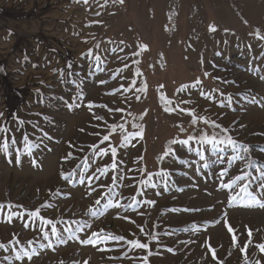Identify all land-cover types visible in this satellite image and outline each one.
<instances>
[{"label":"rangeland","instance_id":"1","mask_svg":"<svg viewBox=\"0 0 264 264\" xmlns=\"http://www.w3.org/2000/svg\"><path fill=\"white\" fill-rule=\"evenodd\" d=\"M210 25L216 31H209ZM257 29L264 35V0H89L87 5L83 0H0V112L5 113L0 124L12 130L0 134V141L9 142L8 152L0 151V203L5 205L0 210V243L7 247L0 248V264H59L61 260L64 264H84L85 260L88 264H141L138 257L146 254L129 250L123 241H108L97 247L81 245L79 239H68V233H63L66 243L53 241L54 250L42 248L49 241L43 239L39 222L33 225L28 221L29 227H23L26 215L24 219L14 216L12 222L5 221L6 213L21 211L9 209L8 202L29 210L47 202L51 206L42 208L41 215L59 221L57 228L61 230L71 227L75 231L73 220L92 225L91 229L75 232L77 238H85V232L90 235L104 229L127 239L134 238L135 233L146 241L139 227L144 228L145 234L156 232L159 244H150V264H217L211 259L209 245L221 264H245V253L239 249L248 241L247 226L252 238L246 254L251 261H264V254L256 248V244L264 243V208L230 207L227 197L232 190L221 189L218 178L221 168L229 170L223 182L241 171L256 175L255 170L246 168L243 161L229 165L225 159L216 163L218 156L231 155L230 149L214 151L210 145L202 149L196 142L187 146L170 144L173 139H186L188 135L212 136L220 131L202 122L190 126L191 117L179 110L195 108L197 115L216 121L229 129V135L249 144V156L256 166L264 163V152L260 151L264 135H254L264 133V80L260 79L264 76V57L257 59L264 51V41L249 35ZM141 44L147 45V50L141 51ZM89 49L93 57L81 55ZM96 55L101 58L99 64L94 60ZM136 60L139 64L133 62ZM69 62L72 77L62 75L68 71ZM137 70L141 75H136ZM204 72L211 75L205 78ZM212 76L234 83L224 84ZM81 78L83 83L77 89ZM197 78L202 81L200 86L178 91L181 85L192 84ZM100 80L106 83L100 84ZM142 87L146 90L136 91ZM216 87L225 96L232 94L230 108L221 107L225 97L212 91ZM125 88L129 91L125 92ZM201 90L212 99L201 96ZM81 91L84 99L75 100L80 107L73 105L70 109L65 101L73 103ZM161 96L171 103L165 104ZM252 97L257 103L251 102ZM185 100L191 103L184 104ZM89 102L94 105L91 110ZM117 107L123 111H108ZM165 107L171 111H165ZM12 113L38 123L51 140L40 143L41 133L32 123L15 131ZM94 116L103 119L96 120ZM113 123L123 124L126 131L122 133L117 128L110 140L101 145L100 138L108 134V126ZM133 125L142 126V136L131 137L130 143L120 147L124 134L140 131ZM181 127L186 131L181 132ZM96 132L100 138L90 134ZM24 134L40 145L31 153L25 150ZM12 139L17 143L12 144ZM93 143L100 147L111 143L123 163L99 181L85 180L81 184V171L87 177L97 167L111 164L110 151L105 157L96 156L88 147ZM169 146L175 150L176 158L166 157L161 162L158 156ZM199 150L204 151V161L197 155ZM68 152L73 153V158L64 160ZM17 155L19 164L15 163ZM181 160L186 163L181 164ZM205 162L210 164L208 169L202 168ZM162 168L169 170L171 176L167 190L155 175ZM73 170L77 174L70 177L71 183L61 179V173L67 175ZM113 175L123 179L112 184ZM150 175L154 187L141 183ZM89 183L97 189L91 196ZM101 183L110 188H100ZM252 187H256L255 182ZM56 192L59 195H51ZM101 192L119 199L123 205L130 203L133 196L137 201L156 203H139L131 209L110 208L103 216L86 214ZM104 203L106 200L102 199L101 205ZM225 221L233 233L228 232ZM192 225L199 230L193 232ZM50 229L48 225L44 230L50 233ZM166 232L171 234L165 235ZM233 234L238 240L236 247L232 246ZM14 236L19 243L9 244ZM20 249H34L38 255L31 261L26 257L16 260Z\"/></svg>","mask_w":264,"mask_h":264},{"label":"snow or ice","instance_id":"2","mask_svg":"<svg viewBox=\"0 0 264 264\" xmlns=\"http://www.w3.org/2000/svg\"><path fill=\"white\" fill-rule=\"evenodd\" d=\"M77 2H79V0H77ZM105 2H107V0H105ZM119 2L123 3L124 0H119ZM83 3L87 5L89 3V0H83ZM101 7H103V5H101ZM96 15H99V13L97 12ZM209 31L214 32V31H216V29L214 26L210 25ZM249 35H254L257 40L264 41V35H261V33L258 29L254 33H249ZM225 43H227V41H225ZM96 47L99 48V45H97ZM139 48L141 49V51H145V50H147V45L141 44V45H139ZM249 50H251V46H249ZM81 55H87L88 57H93V52L91 49H89L86 54L82 53ZM133 55H139V53L133 52ZM217 55H219V53H217ZM260 57H264V51L260 52L259 57H257V59H259ZM25 59H27V57H25ZM186 59H187V57H186ZM94 60L97 64L101 63V58L99 55H96L94 57ZM133 62L136 64H139L138 60L133 61ZM89 67H91V65H89ZM125 67H127V64H125ZM213 67H216V66L214 65ZM67 69H68V71L66 73H62V75H65L66 77H72L73 76V72L71 71L72 64L70 62L67 64ZM0 71H3V69L0 68ZM118 71L122 72V69L118 70ZM76 75H78V73ZM136 75L137 76L141 75L139 70H137ZM210 75L211 74L208 72L203 73V76L205 78H208ZM211 78L214 80H221V83H224V84L231 85L232 83H234V81L223 80L221 77L212 76ZM260 79L264 80V76H261ZM71 82L76 83L75 80H73ZM81 83H83V78H81L80 83H76L77 89L80 88ZM99 83L104 84V83H106V81L100 80ZM133 84H135V81H133ZM201 84H202L201 79L197 78L192 84L181 85V87L178 89V91L183 92L186 90H190L192 88H196V87L200 86ZM121 87H123V86H121ZM161 87H163V85H161ZM145 90L146 89L144 87L136 89V91H138V92L139 91H145ZM36 91H37V93H39L40 90L37 89ZM124 91L125 92L129 91V88H125ZM212 91L217 92V93H219L220 96L225 97L224 101L221 102V107L230 108L232 106V102L234 100V97L232 96V94H228L225 96L224 91H222L219 87L213 88ZM199 94L201 96H204L208 100L212 99V96L208 93H205L203 90H201ZM77 98H79L81 100L84 99L82 91L78 92L77 97L73 98V103L69 104L67 101H65V104L70 109L73 107V105H75L76 107H80L79 104H75V100ZM54 99H55V97H54ZM59 99H63V97H59ZM136 99H139V96H137ZM161 100H164L165 104L171 103V101H167L165 99V97H163V96H161ZM41 102L42 103L44 102L43 99L41 100ZM251 102L254 104L257 103L255 97H252ZM183 103L184 104H190L191 101L185 100V101H183ZM88 107H89V110H91V108L94 107V105H92V103L89 102ZM99 107H105V106L100 105ZM108 111L110 113L122 112L123 109H121L119 107H117L115 109L109 108ZM165 111H171V109L165 107ZM179 111L180 112H186L191 117L190 126H196V125H198V123L202 122L205 125L211 124L214 128L219 129L220 131L218 133H215L212 136H208L205 134H199V133L195 136L194 135H188L186 139H173L170 142V144H172V145L179 144V145L187 146L189 144V142H196V143H199L201 145L202 149H203L204 145H210L211 150H214V151L219 150V151L223 152V151H226L227 149H230L232 154L228 155L226 157L218 156L216 163H223L225 159L229 165H232L237 161H243L245 163L246 168H253L255 170L256 175H253V173L249 172V171H241L239 174H236V175L232 176L230 179H228L227 182H223L224 177L229 174V170H228V168H221L220 172L218 173V178L222 181L219 187L221 189L232 190L229 192L228 197H227L228 205L230 207L233 205L247 206V207L257 205L259 207L264 208V163H261L259 166H256L255 161L252 160L249 156V154H250L249 144L243 143V142L239 141L237 138H234L232 135H229L228 134L229 129L222 127L216 121L207 119L203 115H197L195 108H181ZM36 115H39V113H36ZM217 115H219V114H217ZM3 118H5V113L0 112V119H3ZM94 118L96 120L103 119L100 116H94ZM140 118L142 119V117H140ZM44 119L46 121L48 120L47 117H45ZM11 120L16 122L15 131L19 132L21 130V128L26 123H32L33 128L41 133V136L38 137L40 143H43L44 139L51 140V137L48 135V132L44 131L38 123H34L32 121H26L24 119H21V118H19V116L16 113L11 114ZM133 126L134 127H140V131H138L136 133L124 134L122 136L121 141H120V145H119L120 147H124L128 143H130L131 137L142 136V132H143L142 126H137V125H133ZM108 127L110 128V131L108 132V134L103 135L102 138H100L101 134L99 132L90 133V134L95 135L98 138H100V144L103 145V144H105V142H108L110 140L112 133H114L117 130V128H119L122 133L126 131L124 129L123 124L113 123V124L109 125ZM240 127L243 128L244 126L241 125ZM10 131H12V130L9 127H6L3 124H0V134L9 133ZM81 131H83V129H81ZM180 131L185 132L186 129L181 127ZM254 135H264V133H254ZM23 142H24L25 150L29 153H31V150L33 148H38L40 146L39 143L31 142L29 139V136L27 134L23 135ZM11 143L15 144V143H17V141L15 139H12ZM69 147L71 148V147H73V145L69 144ZM88 147H89V149L93 150V152L96 156H100V157L107 156L109 151H110V153H111V157H110L111 158V164L105 165L104 167H97L96 171L93 172L92 175H89L87 177L84 175V172L81 171L78 174L79 175V183H81V184H84L85 180H87L89 182H91L93 180L99 181L101 176L110 175V172H109L110 169L114 172L119 168V165L121 163H123V161L119 160L117 157V147H113L111 145V143H109L107 145V147H100L99 145H97L95 143L90 144ZM8 149H9L8 140L5 139L3 141H0V151H4L7 153ZM78 151H83V148H79ZM260 151L264 152V147H261ZM197 155L199 156L201 161L205 160L203 150L197 151ZM166 157L172 158V159L176 158V152L171 146L167 147L166 150L163 152V154L158 156V160L163 162ZM72 158H73L72 152H68L67 155L63 157L64 160H70ZM139 159H142V158H139ZM15 163H17V164L20 163L19 155L16 156ZM33 163H35V162H33ZM180 163L183 164V163H186V161L181 160ZM209 167H210V164L208 162H205L202 164V168H204V169H208ZM140 171L143 172L144 169H140ZM96 173H99V175H97ZM76 174L77 173L75 172V170H73V172L68 173L67 175H65L64 173H61V179L67 181L68 183H71L70 177L73 175H76ZM155 175L159 178V182L164 184L165 190H167V186L171 180L169 170L162 168L160 171L155 173ZM117 179H123V177H117V176L113 175V176H111V183L115 184ZM254 182L256 183L255 188L252 187ZM141 183L146 185V186H152V187L155 186L154 184H152L151 175L149 176V179L147 181H141ZM106 186H108L110 188V185H105L103 183H101L99 185L100 188H104ZM88 187H89L88 195L91 196L92 193L96 192L97 189L95 187H92L91 183H89ZM177 190L182 191V189H177ZM257 193H259L260 195L258 196ZM51 195H59V192L52 193ZM157 195H159V193H157ZM102 199L106 200V203H104L103 205H101ZM244 201H247V203L242 204V202H244ZM139 203L154 205L156 203V201L155 200L137 201L136 197L133 196L131 198L130 203H128L127 205H123L120 203L119 199H113L111 195L106 196L103 192H101L100 197L95 200L94 206L89 207L87 209L86 214H90L91 216H94V217L103 216L105 211H107L110 208L131 209L133 207V205H136ZM50 206L51 205L46 202L45 204L40 205L39 207H35L34 210H29V209L25 208L23 205H13L11 202H8L7 207L9 209H12L15 207V208H20L21 211H19V212L10 211V212L6 213L5 214V221L10 223V222H12V219L14 216L18 217L20 219H24V217L26 215L27 220L23 224V227H25V228L29 227L28 221H31L33 225H36L37 222H39L38 227L40 229V232H41L43 239L49 241L47 245H41L42 248L46 247L49 249H53V241L60 243V244L66 243L67 241L65 240L63 233L69 234L68 239H79V243L81 245H91L93 247H97L100 244H105L108 241H115L117 243L123 241V244L127 245L129 250H142L143 252H145L146 254L141 256V257H138V259L141 261V264H150L149 257L153 254L151 251V248H150V244L152 242H156L157 244H159V238H158V234L156 232H151L150 234H145L144 228L138 226L140 234L146 235V241H142L141 239H139L135 233H133L134 238L127 239L126 237H124L122 235H113L110 232L106 233L104 229H100L98 231H92L90 235L87 232H85V238H77L75 236V232L83 231L85 229H91L92 225L88 224L87 222H79V221L73 220L71 223L77 225L75 231L71 227H64L62 230L58 229L57 223H59V221H53L51 219H46L44 216L41 215V209L45 208V207H50ZM4 207H5V205L3 203H0V210H2ZM169 211H172V212H176V211H200V209H183V210H181V209H170ZM117 214L119 215V213H117ZM122 218L126 219V220L129 219V217H127V216H124ZM131 222L135 223V221H131ZM64 223L68 224V221H65ZM48 225L51 226L50 233L48 231L44 230L45 226H48ZM190 227H191V230L193 232H196L199 230L195 225H192ZM225 227L227 228L229 233L234 232L233 228L230 226L228 221H225ZM245 228L247 229L248 241L246 243H244L243 246L240 247V249H239V251L241 253H245V264H264V261H262L261 259H256L255 261H251L248 258L246 253H247V250H248L249 245L251 243L252 230L250 228H248L247 226H245ZM170 234L171 233H167V232L165 233V235H170ZM231 239H232V246L236 247L237 243H238L237 236L235 234H233ZM13 242L19 243V241L16 240L15 236L13 237V239L11 241H9V244H11ZM31 243L32 242L29 241V245H31ZM0 248L7 250L6 245L3 243H0ZM256 248L259 250L260 253L264 254V243L256 244ZM97 250L98 251H104L103 248H97ZM166 250L169 252L173 251V249H171V248H167ZM208 251L211 253V259L213 261H217V264H221V262L218 261L215 250L213 248H211L210 245L208 246ZM36 255H38V253L34 249L31 252L25 251L24 249H20L19 251L16 252L15 259L21 260L22 258L26 257L28 261H31L33 259V257ZM5 259L7 260L8 257H5ZM59 264H64V261L63 260L59 261ZM77 264H78V262H77ZM84 264H88V262L85 260Z\"/></svg>","mask_w":264,"mask_h":264}]
</instances>
